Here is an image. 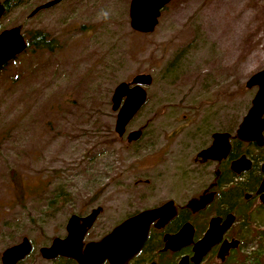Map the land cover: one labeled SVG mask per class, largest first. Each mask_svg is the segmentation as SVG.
I'll list each match as a JSON object with an SVG mask.
<instances>
[{"label":"rangeland","instance_id":"obj_1","mask_svg":"<svg viewBox=\"0 0 264 264\" xmlns=\"http://www.w3.org/2000/svg\"><path fill=\"white\" fill-rule=\"evenodd\" d=\"M48 1L11 3L0 19V32L52 41L0 69V264L23 238L33 250L21 264H49L38 250L72 215L101 207L104 234L162 202L212 131L234 132L256 92L245 84L264 68V0H171L151 34L130 29V0H64L29 18ZM141 74L151 83L126 133H145L126 147L111 96ZM259 219L232 226L243 244L227 264H263Z\"/></svg>","mask_w":264,"mask_h":264},{"label":"flooded vegetation","instance_id":"obj_2","mask_svg":"<svg viewBox=\"0 0 264 264\" xmlns=\"http://www.w3.org/2000/svg\"><path fill=\"white\" fill-rule=\"evenodd\" d=\"M6 1L0 2L4 7V13L8 10ZM40 11L42 10L36 14ZM33 16L29 15V18ZM252 88H255L257 92V87ZM127 126L123 135L125 140L131 132L126 133ZM237 128L232 132L227 129V124H223L220 129L212 131L209 139L194 150L191 170L180 172L179 177L175 178L176 181L173 180L168 197H165L159 204L129 214L104 234L97 228V230L94 229L99 216L102 215V208L97 207L100 208V212L93 224L85 230L80 248L74 252L75 256H86L88 252L85 251V247L88 244L100 242L127 219L143 211L163 209L161 217L150 223L145 240L131 257L123 259L118 254H112L110 258H104L101 261L86 260L82 263L70 256L62 255L44 259L40 254L41 248L50 247L54 239L67 238L69 222L67 219L63 235L52 238L47 246H42L38 250L40 258L49 264H227L230 255L240 249L243 244L242 236L228 235L232 226L234 224L242 227L259 225L262 223L259 217L264 213V190L259 192L264 180V130L261 143H259L257 140L243 141L235 138ZM139 129L142 130V137L145 133L144 128ZM215 135H229V149L225 153V139L220 138L216 143L217 147L213 157L204 159L200 153L214 145ZM123 137L118 138L121 140ZM140 138L130 143L126 141V147L132 146ZM230 216L233 218L232 223L222 234L220 241L212 245L198 259L194 250L195 245L204 238L211 221H218L217 226L221 227ZM28 241L31 245V253L33 246L30 240ZM183 242H185L184 245H182ZM233 242L236 246L222 257L220 249L223 243L227 245ZM27 256L16 264H21Z\"/></svg>","mask_w":264,"mask_h":264},{"label":"water","instance_id":"obj_3","mask_svg":"<svg viewBox=\"0 0 264 264\" xmlns=\"http://www.w3.org/2000/svg\"><path fill=\"white\" fill-rule=\"evenodd\" d=\"M64 0H50L33 10L30 16L39 10L51 8ZM171 0H130L128 7L129 27L137 34H151L157 26L161 11ZM4 7L0 4V18L4 13ZM27 42L21 34L19 27L10 28L0 33V69L17 55L27 49ZM151 77L141 74L132 78L130 83L118 84L111 96V110L116 113L114 132L120 138L125 134L128 123L133 119L146 101L145 87L150 85ZM246 88L257 87V92L251 100L250 107L241 120L235 138L243 141L257 140L261 143L262 131L264 130V69L252 75L245 84ZM142 130L131 131L126 141L128 143L137 141L141 137ZM229 135H215L214 145L200 153L204 159L212 158L220 138L225 139V153L229 149ZM264 190V180L259 192ZM163 209L143 211L115 228L107 234L100 242L90 243L85 247L88 252L86 256H75L74 252L79 250L85 230L95 221L100 208L90 211L85 217L72 215L68 222V236L66 239H54L48 248H41L40 254L44 259H51L56 255L70 256L79 263L83 261H101L104 258L118 254L121 258L131 257L142 245L146 238L150 223L161 217ZM233 218L218 227V221H211L204 238L195 245L196 257H200L208 249L218 243L222 234L230 227ZM81 222V224H79ZM185 242L182 243L184 245ZM236 243H223L220 255L223 257ZM31 245L24 238L19 244L5 249L1 254V264H16L30 253ZM264 264V259H263Z\"/></svg>","mask_w":264,"mask_h":264},{"label":"trees","instance_id":"obj_4","mask_svg":"<svg viewBox=\"0 0 264 264\" xmlns=\"http://www.w3.org/2000/svg\"><path fill=\"white\" fill-rule=\"evenodd\" d=\"M22 1L24 0H7L5 4L8 8L11 5V3L20 4ZM27 43H28L27 48L35 47V49H43V48L49 49V50L52 49L51 47L52 41L48 40V35L42 32H34L32 37Z\"/></svg>","mask_w":264,"mask_h":264},{"label":"clouds","instance_id":"obj_5","mask_svg":"<svg viewBox=\"0 0 264 264\" xmlns=\"http://www.w3.org/2000/svg\"><path fill=\"white\" fill-rule=\"evenodd\" d=\"M101 15H102L105 19H107V17H108V12H107V11H102V12H101Z\"/></svg>","mask_w":264,"mask_h":264}]
</instances>
